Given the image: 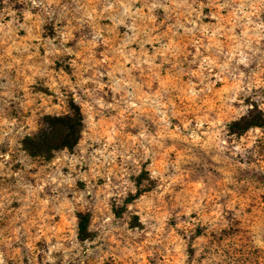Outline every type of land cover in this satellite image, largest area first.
<instances>
[{
    "label": "rangeland",
    "instance_id": "374dc122",
    "mask_svg": "<svg viewBox=\"0 0 264 264\" xmlns=\"http://www.w3.org/2000/svg\"><path fill=\"white\" fill-rule=\"evenodd\" d=\"M70 98L77 144L28 155ZM252 106L264 0H0V264H264Z\"/></svg>",
    "mask_w": 264,
    "mask_h": 264
},
{
    "label": "trees",
    "instance_id": "16d2710c",
    "mask_svg": "<svg viewBox=\"0 0 264 264\" xmlns=\"http://www.w3.org/2000/svg\"><path fill=\"white\" fill-rule=\"evenodd\" d=\"M83 125V116L78 103L72 98L68 100L67 110L63 113H47L41 119V124L33 134L24 135L21 140L22 149L30 156L49 159L60 149L71 150L78 142ZM264 125V113L257 106H252L245 114L228 123L231 133L242 134L248 128ZM141 193L136 190L127 200H132ZM90 213H77V233L79 241L92 238L89 230ZM192 249H189L191 252Z\"/></svg>",
    "mask_w": 264,
    "mask_h": 264
}]
</instances>
